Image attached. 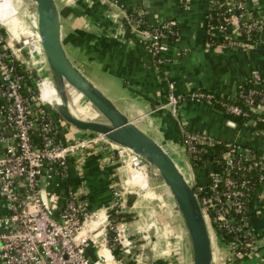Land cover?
Instances as JSON below:
<instances>
[{
	"label": "built area",
	"instance_id": "2783aa9c",
	"mask_svg": "<svg viewBox=\"0 0 264 264\" xmlns=\"http://www.w3.org/2000/svg\"><path fill=\"white\" fill-rule=\"evenodd\" d=\"M103 1L107 6L106 15L116 19L119 25H126L138 37L154 67H166L185 52L179 45L180 37L167 39L163 32L176 24V18H155L151 27H141L142 10H136L135 16H131L114 0ZM221 4L223 10L218 9ZM208 6L209 27L214 26L213 32L222 35L226 42L216 46L207 43L206 49L225 50L231 44H238L240 48L251 46L252 42L236 38L240 25H244L246 32L261 28L259 4L249 0H209ZM248 9L261 19L252 18ZM30 15L35 21L34 13ZM244 15L251 20H244ZM22 49L27 51L32 62L38 60L37 52L41 50L36 32L26 33L15 42L0 30V264H151L142 259L141 251L133 253L135 240L124 218L129 205L124 187H118L116 178L111 179L109 201L94 209L88 206L79 187L67 182L69 160L72 158L79 168L84 150L97 152L103 165L119 161L126 166L129 176V158H136L138 164L141 159L101 133L81 131L61 118L53 119L44 108V104H53L51 93L46 96L41 88L44 77L31 81L33 86L27 85L26 76L15 69L13 60H17L15 57ZM26 70L30 71L28 67ZM251 76L259 79L260 75L252 71ZM162 77L165 82L164 106L175 118L180 98L211 104L212 94L188 89L186 95H178L168 75L164 73ZM23 88L29 91L23 93ZM257 93L256 89L250 88L245 93L240 90L238 95L246 110L256 119L264 120V93L254 100L252 95ZM225 107L234 114L245 113L238 104L225 103ZM253 122L254 119L248 120V124ZM178 123L184 157L188 159L189 153L198 151V161L210 164L204 173L205 180L196 182L193 179V187L212 246L221 242L216 236L221 228L232 236L231 241L224 243L229 254L242 253L241 246L250 249L254 233L245 213L246 179L237 180L231 173L252 168L264 170V153L257 154L247 145L227 141L226 148L220 153L222 167L216 166L215 159L203 156L208 155L212 145L220 139L204 131L188 130ZM254 130L264 134V128ZM263 179L264 172L259 173L258 181ZM61 183L64 185L62 192L57 189ZM129 183L139 187L135 179ZM236 245L239 248L231 249ZM90 250L93 257L88 253Z\"/></svg>",
	"mask_w": 264,
	"mask_h": 264
},
{
	"label": "crops",
	"instance_id": "0c3cea01",
	"mask_svg": "<svg viewBox=\"0 0 264 264\" xmlns=\"http://www.w3.org/2000/svg\"><path fill=\"white\" fill-rule=\"evenodd\" d=\"M54 1L60 19L63 47L72 63L140 129L156 139L178 164L180 160L188 171L191 170L185 165L187 161L182 151L178 122L191 131H204L226 141H235L264 150V134H258L250 123L237 126L206 101L180 98L179 111L175 118L164 106L165 82L162 77L164 73L168 75L178 95L191 88H205L232 97L235 87L243 82L252 70L259 73L264 83V0H249L253 4H259L262 11V26L251 46L225 50L205 48V13L208 0H188L180 12H177L176 0H114L123 8L141 4L151 21L159 17L178 15L179 45L185 48V52L163 68L154 67L138 37L126 25H119L116 19L106 15L107 6L103 0ZM143 1H146V5ZM2 7L8 17L1 14L0 19L4 22L0 25L13 41L19 42L26 33H35L31 15L24 12L29 24H32L25 26L21 17H11L15 10L10 13L9 7L0 0V9ZM114 9L119 10V7L114 6ZM37 56L38 60L32 62L27 51L21 50L15 57L26 69L32 64L33 67L28 72L32 82L41 79V75L42 78H48L46 74L43 75L47 67L42 52L38 50ZM90 65L94 67L96 77L91 75L93 71ZM87 67H90L89 73L85 70ZM98 73L107 76L109 91H106L103 80L98 79ZM110 87H113L114 91ZM49 105L46 104L47 111ZM1 150L0 147V152ZM80 156L79 168L75 166L72 158L69 160L67 182L79 187L90 208H98L109 201L111 179L121 176L115 171L117 162L112 167V172L108 173L105 168L107 165L99 162L97 152L84 150ZM128 165L131 176L125 173V183L130 184L131 179H135L139 189L145 188V169H141V165L134 159ZM207 166L210 167L209 162L207 165L206 162L198 161L192 166L191 173H194V177L197 175L202 182ZM60 185L57 189L62 192L64 185ZM143 193L144 198L147 193ZM132 194L136 195L135 192ZM133 202L132 200L130 206H133ZM248 207V219L254 233L253 245L245 252L231 255L227 245L216 242L211 246L212 264H264V179L250 195ZM162 223L164 224L163 216ZM173 227L171 239L165 240L166 246L172 248L177 245L181 249L178 251L179 258L173 264H186L187 237H181L179 223ZM162 230L169 232L168 227H162ZM181 240L184 242L181 243ZM88 253L93 257L91 250ZM144 254L151 264H166L165 257H160L159 253L157 259H152V253L148 251L144 250ZM167 264L171 262L167 260Z\"/></svg>",
	"mask_w": 264,
	"mask_h": 264
},
{
	"label": "water",
	"instance_id": "95a60500",
	"mask_svg": "<svg viewBox=\"0 0 264 264\" xmlns=\"http://www.w3.org/2000/svg\"><path fill=\"white\" fill-rule=\"evenodd\" d=\"M27 2L23 8L27 14L35 15L34 26L38 45L49 73L51 87L58 98V103H53L58 117L75 129L103 134L109 140L132 151L152 167L168 188L174 201V209L182 221L188 240L185 251L186 264H212L210 234L194 192L192 176L187 179L173 156L156 139L129 119L72 63L63 47L56 2ZM143 4L146 5V1H143ZM67 85L79 92L104 120L77 115L70 107Z\"/></svg>",
	"mask_w": 264,
	"mask_h": 264
},
{
	"label": "rangeland",
	"instance_id": "374dc122",
	"mask_svg": "<svg viewBox=\"0 0 264 264\" xmlns=\"http://www.w3.org/2000/svg\"><path fill=\"white\" fill-rule=\"evenodd\" d=\"M2 1L4 2V5L8 4L4 0ZM27 1L28 0H12V2L14 3L15 12L12 13L11 17L12 16L17 18L21 17L22 20L24 21L22 23L25 26L30 25L29 19L26 18L24 13L25 9L23 8ZM7 6L9 7V12L11 13L10 6L9 5ZM5 16L8 17L7 13H5ZM70 57L73 59V55L70 54ZM29 67L28 68L31 69L33 67L32 64H30ZM90 67L92 68L93 71V74L91 75L93 77H96V73L94 72V67L91 65ZM90 67L85 68V70L88 71V73L90 71ZM43 72H44L43 73L44 76L46 74L48 78H50L48 71L46 72L43 71ZM98 74H99L98 79L103 80L102 83L104 84L106 91H109L107 76H101L100 73ZM48 78L44 77L41 88L44 89L45 94L47 93L52 94V87L50 85V81H48ZM98 79L96 78L95 80L98 81ZM110 88L111 90L114 91L113 87ZM66 92L71 109L74 112H76L78 115H80V117L92 118L101 121L104 120V118L100 115V113L95 108H93L92 105L74 88L67 85ZM49 106H50L49 108L50 110H54L53 104H50ZM135 161L137 162V160ZM178 161H179L178 165L180 166V168H182L181 170L184 172L185 177L189 179L191 175L192 178L195 179L194 173H191L193 167L189 159H186L187 163H185V165L190 167L191 169V170L189 169L190 171H188L181 164L180 160ZM116 164L118 167L115 169V171L116 173L121 174L119 178H116L119 181L117 182V185L119 184L118 187H120V185L124 187L125 195L132 192L136 193V195L133 194L134 195L133 206L129 205L127 208L128 209L127 212H125L128 213V215L127 216L124 215L129 230L132 233L131 236L135 240L133 253L141 251L142 259H146L144 250L148 251L149 253H152L151 256L152 259L154 258L157 259L159 253L160 257H165L164 259L166 260V264H167V260L170 261L171 264H173V262L177 258H179L180 252L178 251L181 249H179L180 247H178L177 245H175L174 247L172 246V248H170L169 246L167 247L166 246L167 241L165 240L171 239L172 231L174 230L173 226H176L178 223L181 228L180 230L181 237L182 236L186 237V233L182 221L180 219V216L177 210L174 209V201L172 199V196L168 188L163 183L162 179L158 176V174H156V171L152 167H150L147 163H145L142 159L139 165H141L140 166L141 169H145L144 174H145V179L147 181V185L145 188H141V189H139L138 186H133L132 184L131 185L125 184L124 179L127 177L126 176L127 174L125 173H128V169L126 168V166L121 165L119 161ZM204 180H205V176L203 175V181ZM143 191L147 193L144 198L142 197L144 194ZM162 216H163L164 224L162 223ZM162 227L163 228L168 227L169 232L167 231L163 232ZM160 236H163L164 238ZM157 238H159V240ZM182 242L184 241L181 240V243ZM161 252L163 253V255H161Z\"/></svg>",
	"mask_w": 264,
	"mask_h": 264
},
{
	"label": "trees",
	"instance_id": "16d2710c",
	"mask_svg": "<svg viewBox=\"0 0 264 264\" xmlns=\"http://www.w3.org/2000/svg\"><path fill=\"white\" fill-rule=\"evenodd\" d=\"M188 0H176V4L178 5V10L177 12H180L183 7L185 6V4L187 3ZM218 2L221 0H217ZM209 0L207 1V11L205 13V30L206 27L208 28V31L205 33V39H206V43H208V45L210 46H216L217 44H221V43H225L226 40L224 39V37L222 35H218L217 33L213 32V27H209V23H210V18L208 16V12H209ZM219 10H223L224 9V5L221 4L220 6H218ZM126 12L131 15V16H135V11L136 10H142V14H141V21L139 22V26L141 27H151L153 20H149L146 16L145 13V8L141 5H134V6H127L125 8ZM251 12V16L252 18L258 17L257 13H255L252 9H248ZM177 16L178 15H172V16H164V18H169V17H174L176 18V24L175 25H171L169 30L163 31L166 35L167 39H174V37L178 36L180 37V30H179V25H178V20H177ZM243 19L246 21H250L251 18L247 17V15L243 16ZM258 19H261L260 17H258ZM219 20L217 19L216 22H218ZM155 23V22H154ZM208 25V26H207ZM0 30L2 31V33H6L3 29V27L0 25ZM239 35L237 36V40H244V41H248V42H253L256 39L257 36V32L258 29L257 28H252L250 29L248 32L245 31V27L244 25H240L239 26ZM180 42V40H179ZM240 47H238V44L236 45H228L227 49H238ZM181 56V55H179ZM15 69L17 71L22 72L25 76H26V84L27 85H31L33 86V84L31 83L30 80V76L28 71L25 69L23 70V66L17 61V60H13ZM160 65V64H159ZM161 66H159L160 68ZM253 71V70H252ZM252 71H250L249 76L241 83H239L235 89H234V93L232 97H228L225 96L221 93L209 90V89H205V88H191V89H198L204 92H208L210 94H212L211 97V104L210 106L215 109L216 111L220 112L221 115H223L224 117L229 118L230 120L234 121L236 123L237 126L241 127L244 126L248 123L249 119H254V122L252 124L254 129H260V128H264V120H258L255 118V115L246 110V105L244 104V101L242 99L241 96L238 95L239 91L241 90L243 93H245V91L247 89H256L258 91L257 94L252 95L254 100H257L261 94L264 93V83L262 82V78L259 76V79H254L251 76ZM23 93L29 91V89H22ZM187 92V91H186ZM183 92L181 96L186 95L187 93ZM225 103H234V104H238L242 110H244L245 113L241 114H234L229 112L226 107H225ZM46 109V105L44 107ZM49 114L52 116L53 119L58 117V114L56 113L55 110H50L49 109ZM264 116V114H263ZM220 139V138H219ZM225 142H227L226 140L220 139L219 142L215 143L214 145H212V149L211 151L208 153V155L203 156V158H208V159H215L217 161L216 166H220L222 167V159L220 156L221 151H223L226 146H225ZM198 146V145H197ZM251 151H253L254 153H264L263 149H259L258 147H254V146H249L247 145ZM199 152L195 151V152H191L189 153V161L191 163L192 166H195L198 163V155ZM115 166V164L112 165H107L105 168L107 170L108 173H111V169L112 167ZM264 172V170H260L257 168H252L250 170L247 171H237V172H233L231 173V176L235 179H241L244 178L246 179V187H244V191L246 192V194L244 195V198L247 201V208L245 210L246 214H249V207H248V201L250 198V195L252 194V192L254 191V189L258 186V175L259 173ZM199 177H195V181L196 182H200V180L198 179ZM134 198V195L132 193H128L126 195V203L128 205L131 204L132 200ZM124 215H128V213H124ZM217 237H220V241L222 243H227L228 241L232 240V236L230 234L225 233V231H223L221 228H218L217 231ZM239 248V245L236 246H232L231 249H237ZM242 252L247 251L249 248L247 246H241L239 248Z\"/></svg>",
	"mask_w": 264,
	"mask_h": 264
},
{
	"label": "bare ground",
	"instance_id": "6f19581e",
	"mask_svg": "<svg viewBox=\"0 0 264 264\" xmlns=\"http://www.w3.org/2000/svg\"><path fill=\"white\" fill-rule=\"evenodd\" d=\"M7 5H9L10 6V10L11 11H13V9L15 10V7H14V3L12 2V0H10V2H8V4ZM1 14L3 15H5V13H3V10L2 9H0V17H1ZM5 19V18H4ZM3 22H4V20L2 21L1 19H0V23L1 24H3ZM44 79V78H43ZM42 83H43V80H42ZM42 83H41V85H42ZM46 86V85H45ZM54 90H53V88H52V94H51V102L52 103H58V98H57V96H56V94L54 93ZM43 94V93H42ZM46 96H47V94H46ZM45 96V97H46ZM132 159H135V160H137L136 158H129V160H128V164L131 162V160ZM176 161V160H175ZM137 162H138V160H137ZM176 164L178 165V163L176 162ZM140 166V165H139ZM179 166V165H178ZM182 169V168H181Z\"/></svg>",
	"mask_w": 264,
	"mask_h": 264
}]
</instances>
